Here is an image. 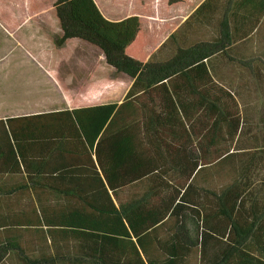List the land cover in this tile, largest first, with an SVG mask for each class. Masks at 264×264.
Returning <instances> with one entry per match:
<instances>
[{
    "label": "trees",
    "instance_id": "16d2710c",
    "mask_svg": "<svg viewBox=\"0 0 264 264\" xmlns=\"http://www.w3.org/2000/svg\"><path fill=\"white\" fill-rule=\"evenodd\" d=\"M53 11L58 47H94L133 82L120 104L0 120V264H264V139L244 156L250 128L207 54L154 61L140 19L93 0Z\"/></svg>",
    "mask_w": 264,
    "mask_h": 264
},
{
    "label": "crops",
    "instance_id": "0c3cea01",
    "mask_svg": "<svg viewBox=\"0 0 264 264\" xmlns=\"http://www.w3.org/2000/svg\"><path fill=\"white\" fill-rule=\"evenodd\" d=\"M93 1L108 21L118 22L131 16L140 19L144 31L143 50L148 58L154 53L155 46L167 52L170 59L179 49L199 45L207 54L203 64L215 83L232 86L245 82L264 83V13L260 15L264 0H210L207 5V0H176L171 5L165 0L164 10L147 15L140 13L143 11L140 0H128L126 10L119 7L122 9L119 13L111 11L104 0ZM120 3L125 5L126 1ZM0 32V48L5 50L0 51V120L84 108L71 105L72 98L77 97L73 95L72 85H59V81L64 84L65 79L60 80L53 70L60 64L58 60L35 57L26 49L19 28L1 27ZM36 38L32 35L27 42L41 41ZM69 42L80 45L78 41L66 44ZM215 44L218 46L214 47ZM42 74L48 85L45 99L31 102L30 96L26 98L24 93L32 82L43 80ZM132 82L128 78L120 97L124 98ZM52 99L56 101L54 104L49 102ZM92 106L97 105L89 107Z\"/></svg>",
    "mask_w": 264,
    "mask_h": 264
},
{
    "label": "rangeland",
    "instance_id": "374dc122",
    "mask_svg": "<svg viewBox=\"0 0 264 264\" xmlns=\"http://www.w3.org/2000/svg\"><path fill=\"white\" fill-rule=\"evenodd\" d=\"M54 1L0 0V28H19L22 31L20 34H23L25 39L26 49L35 57L60 62L53 70L56 72V77L61 78L62 81L65 79L64 84L59 81V85H72L73 95H77V97L72 98L71 105L89 107L90 105L122 101L123 98L120 97V94L127 86L128 78L122 74H116L112 68L108 67L96 48L84 43L76 45L77 43L69 42L66 44L68 41L61 47L56 45V40L59 38V27L53 11ZM104 1L111 11L114 10L117 13L122 12L119 7L126 10V4H128V0ZM121 1H126L125 5L121 4ZM140 2L143 6V11L140 13L146 15L153 11H162L165 6V0H140ZM32 35L41 41H37L36 44L27 42L29 38H32ZM0 38H2L1 32ZM69 41L76 42V40ZM155 44H159V42H155ZM159 48L161 47L155 46L152 55H156L153 60L162 62L169 58V54L163 52L162 49L158 51ZM1 50L5 51L4 47H1ZM41 76L43 80L32 82L24 93L26 98L30 96L31 102L32 100L41 99L43 101L45 99V90L48 85L43 74ZM261 83L263 82H245L229 88L238 102L241 114L247 120V128H250V132L244 136V148L248 150L244 151V156L254 152L250 148L263 144L264 128L259 121L263 117L264 109V84ZM222 85L228 88L230 84ZM49 102L54 104L56 101L52 99ZM263 177L264 171L260 164L255 169L252 178L257 182Z\"/></svg>",
    "mask_w": 264,
    "mask_h": 264
}]
</instances>
